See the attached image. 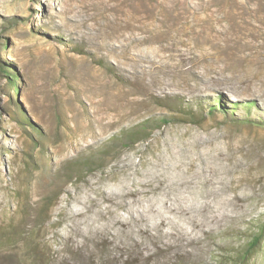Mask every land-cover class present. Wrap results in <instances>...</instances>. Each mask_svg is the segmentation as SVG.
Instances as JSON below:
<instances>
[{
	"label": "rangeland",
	"instance_id": "obj_1",
	"mask_svg": "<svg viewBox=\"0 0 264 264\" xmlns=\"http://www.w3.org/2000/svg\"><path fill=\"white\" fill-rule=\"evenodd\" d=\"M260 225L264 0H0V264H234Z\"/></svg>",
	"mask_w": 264,
	"mask_h": 264
},
{
	"label": "trees",
	"instance_id": "obj_2",
	"mask_svg": "<svg viewBox=\"0 0 264 264\" xmlns=\"http://www.w3.org/2000/svg\"><path fill=\"white\" fill-rule=\"evenodd\" d=\"M11 83H14L13 78L10 79ZM131 137V138H130ZM133 137H136V135L131 134L128 139H132ZM264 231V226L260 225L256 232L251 235L249 241L245 245L242 251H240L239 255L237 256L238 263L234 264H245L253 254V252L258 248L261 240L264 238V235L262 234Z\"/></svg>",
	"mask_w": 264,
	"mask_h": 264
}]
</instances>
